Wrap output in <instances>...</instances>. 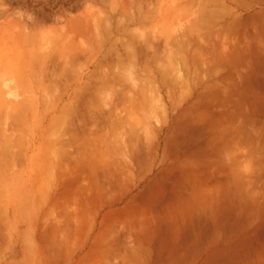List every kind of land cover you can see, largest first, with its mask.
<instances>
[{
  "label": "rangeland",
  "instance_id": "obj_1",
  "mask_svg": "<svg viewBox=\"0 0 264 264\" xmlns=\"http://www.w3.org/2000/svg\"><path fill=\"white\" fill-rule=\"evenodd\" d=\"M127 1L0 0V264H89L77 261L88 237L75 233L78 223L93 224L160 169L212 158L228 163L229 178L239 167L250 179L254 141L264 166V91L238 87L246 65L229 31L217 34L242 14L238 0H150L142 9ZM130 7L140 20L126 27ZM135 35L160 41L131 59L120 40ZM203 36L210 41L199 47ZM61 49L79 55L64 61ZM9 89L30 103L19 114L3 101Z\"/></svg>",
  "mask_w": 264,
  "mask_h": 264
},
{
  "label": "crops",
  "instance_id": "obj_2",
  "mask_svg": "<svg viewBox=\"0 0 264 264\" xmlns=\"http://www.w3.org/2000/svg\"><path fill=\"white\" fill-rule=\"evenodd\" d=\"M237 2L242 14L227 24L246 65L237 85L264 91V0ZM253 151V178L239 167L229 178L228 163L206 158L192 168L160 169L119 203L110 200L93 224L86 217L76 226L78 236H88L78 244V263L264 264V166L257 141Z\"/></svg>",
  "mask_w": 264,
  "mask_h": 264
},
{
  "label": "bare ground",
  "instance_id": "obj_3",
  "mask_svg": "<svg viewBox=\"0 0 264 264\" xmlns=\"http://www.w3.org/2000/svg\"><path fill=\"white\" fill-rule=\"evenodd\" d=\"M127 1V0H126ZM132 1V3L133 4H135V3H137L138 5V8L139 9H142L143 7H144V5L147 3V5H148V1H150V0H131ZM185 1V0H184ZM128 2V1H127ZM182 2V1H181ZM208 2V1H207ZM119 3V2H118ZM187 3V2H186ZM133 4H131V7H133L132 5ZM182 4V3H181ZM188 4V3H187ZM193 4V3H192ZM103 5V4H102ZM167 5V4H166ZM179 5V4H178ZM201 6V5H200ZM223 6V5H222ZM131 7L129 8V10L127 11V14H128V20H129V22L128 21H126V27L128 26L127 24H129V23H134V22H138V20H140V15L138 14V13H135L134 12V10L133 9H131ZM177 7V6H176ZM224 7V6H223ZM90 8V7H89ZM189 8V7H188ZM204 8V7H203ZM105 9V8H104ZM121 9V8H120ZM119 10V9H118ZM144 11V10H143ZM102 12V11H101ZM146 12V11H145ZM145 12H143V13H145ZM205 12V11H204ZM99 13V12H98ZM112 13V12H111ZM110 13V14H111ZM118 13V12H117ZM142 13V14H143ZM84 14V13H83ZM94 14V13H93ZM159 14V13H158ZM75 15V14H74ZM173 15V14H172ZM28 16H29V14H28ZM92 16V15H91ZM112 16V15H111ZM111 16L110 15H108V17H107V22L111 19ZM204 16H205V14H204ZM27 18V17H26ZM237 17H235V19H236ZM25 18H23V20H24ZM90 19V18H89ZM98 20L100 19V17L99 18H97ZM232 19V18H231ZM252 19L253 18H251L250 20L252 21ZM20 20V19H19ZM19 20H18V22H19ZM22 20V21H23ZM30 20H31V18H30ZM72 20V19H71ZM83 20V19H82ZM82 20H81V23H82ZM86 20V19H85ZM91 21H92V19H90ZM32 21V20H31ZM100 21V20H99ZM114 21H115V19H114ZM237 21V20H236ZM26 22V21H25ZM142 22V21H141ZM146 22V21H145ZM239 22H241V21H239ZM20 23V22H19ZM83 23H85V21L83 22ZM114 23V22H113ZM139 23V22H138ZM137 23V24H138ZM143 23H144V21H143ZM186 23V22H185ZM16 24V23H15ZM26 24V23H25ZM34 24V23H33ZM72 24V23H71ZM89 24V23H88ZM109 25H112V24H110V23H108ZM153 24V23H152ZM222 24V23H221ZM228 23H226V26H222V28H220V30H218V35H220V34H222V32H225V30H228V28L227 27H229V25H227ZM240 24V23H239ZM9 25V24H8ZM28 25V24H27ZM27 25H25V27H27ZM185 25V24H184ZM219 25V24H218ZM242 25V24H241ZM83 26H85V25H83ZM90 26V25H89ZM115 26V25H114ZM123 26V25H122ZM240 26V25H239ZM77 27V26H76ZM121 27V26H120ZM125 27V28H126ZM140 27V26H139ZM244 27V26H243ZM15 28V27H14ZM31 28H32V26H31ZM30 28V29H31ZM78 28V27H77ZM84 28V27H83ZM92 28V27H91ZM111 28V29H110ZM116 29H114V27L113 26H111V27H109V29L110 30H108V33H110L111 34V32H115L116 33V30H117V32L119 31V27H115ZM22 29V28H21ZM230 29H232V30H234V31H237V29L236 28H230ZM229 29V30H230ZM122 29H120V31H121ZM184 30V29H183ZM203 30V29H202ZM15 31V30H14ZM14 31H12V32H14ZM23 31V30H22ZM21 31V32H22ZM35 31V30H34ZM220 31V32H219ZM4 32V31H3ZM239 32V31H238ZM23 33V32H22ZM80 33H82V32H80ZM80 33H78V34H80ZM87 33V32H86ZM220 33V34H219ZM25 34V33H24ZM118 34V33H117ZM147 34H148V32H147ZM146 34V35H147ZM234 34V33H233ZM6 35V34H5ZM8 35V34H7ZM116 35V34H115ZM125 35V34H124ZM123 35V36H124ZM194 35H196V34H194ZM18 36V35H17ZM83 36V35H82ZM114 36V35H113ZM208 36V35H207ZM221 36V35H220ZM1 37V36H0ZM7 37V36H6ZM20 37V36H19ZM18 37V38H19ZM23 37V36H22ZM89 37H90V34H89ZM129 37V36H128ZM142 37V35H139V37H136V35H135V39H134V37L132 38V39H127V40H124V41H122V40H120V47H123L124 48V50H125V53H128L126 56L128 57H130L131 59H140V58H142V55H145V54H147L146 53V51L149 49V48H151L152 50L153 49H155L156 47H155V45L154 44H152V43H158L159 41H160V37H154L153 36V38L152 39H150V38H148V37H144L143 39L141 38ZM83 38V37H82ZM93 38V37H92ZM127 38V37H126ZM206 38V37H205ZM204 38V36H203V40H199V41H197L198 43L196 44V45H199V47H203L204 46V44L206 43V39ZM5 39V38H4ZM110 39H112V38H110ZM185 39V38H184ZM208 39H209V37H208ZM207 39V41H210V40H208ZM94 40V39H93ZM138 40V41H137ZM163 40V39H162ZM88 41V40H87ZM86 41V42H87ZM107 41H109V40H107ZM31 42V41H30ZM93 42V41H92ZM110 42V41H109ZM136 42H138V43H136ZM23 43V42H22ZM107 43V42H106ZM196 43V42H195ZM209 43L210 42H208V45H209ZM212 43V42H211ZM214 43V42H213ZM210 44V45H214V44ZM16 44V43H15ZM161 44V43H160ZM8 45V44H7ZM112 50H114V51H119V47L117 46V42H116V40H114L113 41V43H112ZM208 45L206 44V46L207 47H205V48H208L209 49V47H208ZM209 45V46H210ZM22 47V46H21ZM68 47V46H67ZM67 47H66V49H67ZM95 47V46H94ZM161 47V46H160ZM159 47V48H160ZM173 47V46H172ZM235 47V46H234ZM18 48V47H17ZM65 48V47H64ZM158 48V49H159ZM213 49H214V47H212ZM212 48H210L211 50H212ZM15 49V48H14ZM20 49V48H19ZM82 49V48H81ZM95 49V48H94ZM185 49V48H184ZM208 49H206V50H208ZM84 50V49H83ZM82 50V51H83ZM215 50V49H214ZM236 50H237V47H236ZM36 51V50H35ZM39 51H41V50H39ZM55 51V50H54ZM81 51V52H82ZM156 51V50H155ZM20 52V51H19ZM71 51H69V50H65V49H61L60 51H59V54H57L58 56V59H62V60H64V59H66V60H64V61H67V59L69 60V59H71V58H74V57H76V56H78L79 55V51H72V53H70ZM124 52V51H123ZM190 52V51H189ZM204 52V51H203ZM17 53V52H16ZM34 53H37V51L36 52H34ZM39 53V52H38ZM44 53V52H43ZM46 53V52H45ZM70 53V54H69ZM112 52L111 51H109V54L108 55H104V57L101 59V60H99L98 62H96V64H95V68H96V70H100L102 67H103V65H105V64H108V61L107 60H110V58H111V56H110V54H111ZM145 53V54H144ZM11 54V53H10ZM69 54V55H68ZM188 54V53H187ZM201 54H202V52H201ZM30 55V54H29ZM34 55V54H33ZM49 55V54H48ZM47 55V56H48ZM114 54H112V56H113ZM121 55V54H120ZM123 55V54H122ZM43 56V55H42ZM17 57V56H16ZM15 57V58H16ZM21 57H23V56H21ZM39 57H40V55H39ZM54 57H55V55H54ZM56 57V58H57ZM144 57H146V56H144ZM188 57V56H187ZM213 57V56H212ZM44 58V57H43ZM25 59V58H24ZM131 59H129V61H131ZM149 59V58H148ZM114 60V59H113ZM204 60H206L205 58H204ZM24 61V60H23ZM22 61V62H23ZM50 61V60H49ZM72 61H74V60H72ZM148 61V60H147ZM31 62H33V61H31ZM40 62H42V61H40ZM68 62H70V61H68ZM110 62V61H109ZM137 62V61H136ZM54 63H57V64H59L58 62H54ZM66 63V62H65ZM216 63V62H215ZM23 64V63H22ZM21 64V65H22ZM63 64H64V62H63ZM150 64V63H149ZM31 65V64H30ZM50 65H53V64H50ZM69 65V64H68ZM136 65V63L134 62V64L133 65H131V66H135ZM223 65V64H222ZM110 66V65H109ZM150 66H151V64H150ZM229 66V65H228ZM14 67V66H13ZM12 67V68H13ZM31 68V67H30ZM40 68V67H39ZM53 69V68H52ZM58 69V68H57ZM62 69V68H61ZM67 69V68H66ZM24 70V69H23ZM27 70V69H26ZM42 70V69H41ZM41 70H40V72H41ZM154 70V69H153ZM28 71H30V69L28 70ZM39 72V73H40ZM61 72V71H60ZM64 72H66V71H64ZM96 72H98V71H96ZM158 72V71H157ZM36 73V72H35ZM42 73V72H41ZM40 73V74H41ZM30 74V73H29ZM139 74V73H138ZM39 75V74H38ZM42 75V74H41ZM60 75V74H59ZM144 76V74H141V76ZM193 75V74H192ZM199 75V74H198ZM31 76V75H30ZM40 76V75H39ZM78 76V75H77ZM28 77V76H27ZM35 77V76H34ZM41 77V76H40ZM191 77V76H190ZM230 77V76H229ZM32 78V77H31ZM51 78V77H50ZM56 79V78H55ZM60 79V78H59ZM78 79V78H77ZM138 79V78H137ZM22 80V79H21ZM33 80V79H32ZM31 80V81H32ZM107 80H108V78H107ZM218 80V79H217ZM100 81V80H99ZM23 82V81H22ZM160 82V81H159ZM35 83V82H34ZM160 83H162V82H160ZM194 83V82H193ZM33 84V83H32ZM49 84V83H48ZM176 84V83H175ZM80 85V84H79ZM177 85V84H176ZM178 85H179V83H178ZM177 85V86H178ZM130 86V85H129ZM198 86V85H197ZM214 86V85H213ZM34 87H36V86H34ZM83 87V86H82ZM160 87V86H159ZM178 88V87H177ZM36 89V88H35ZM214 89V88H213ZM35 91V90H34ZM77 91V90H76ZM135 91V90H134ZM4 95H3V101H4V103H8V105H10L12 108H16L17 110L16 111H18V114H19V110H20V107L22 106V108L26 105V103H27V100H20V101H17V100H15L14 98H8V96H16V94L14 93V91L13 90H5L4 91ZM26 93H28V91H26ZM29 93H31V92H29ZM37 94V93H36ZM51 94V93H50ZM228 94V93H227ZM33 95H35V93L33 94ZM38 95V94H37ZM162 95V94H161ZM170 95V94H169ZM171 95H173L172 93H171ZM204 95V94H203ZM126 96V95H125ZM23 97V96H22ZM21 98V97H20ZM138 98V97H137ZM37 99H39L38 98V96H37ZM199 99V98H198ZM207 101V100H206ZM40 103V102H39ZM28 105L30 104V103H27ZM42 105V104H41ZM49 105V104H48ZM79 105V104H78ZM115 106V105H114ZM170 106H171V104H170ZM177 106V105H176ZM86 107V106H85ZM241 107V106H240ZM10 108V107H9ZM174 108H175V106H174ZM9 110V109H8ZM7 110V111H8ZM188 110V109H187ZM186 110V111H187ZM6 111V112H7ZM77 111H79V110H77ZM103 111V110H102ZM76 112V111H75ZM67 113H69V112H67ZM5 114H7V113H5ZM182 114V113H181ZM26 115V114H25ZM78 115V114H77ZM95 115V114H94ZM237 115V114H236ZM27 117V116H26ZM118 117V116H117ZM230 117V116H229ZM219 118V117H218ZM222 118V117H221ZM115 119V118H114ZM181 119V118H180ZM229 119V118H228ZM233 119V118H232ZM18 120H19V118H18ZM21 120V119H20ZM51 120V119H50ZM9 121V120H8ZM184 121V120H183ZM19 122V121H18ZM226 122V121H225ZM7 123V122H6ZM221 123H223V121L221 122ZM114 125V124H113ZM7 127H8V125H7ZM75 127V126H74ZM76 128V127H75ZM13 130H14V128H12ZM16 131V130H15ZM218 131V130H217ZM77 132H78V130H77ZM10 133V132H9ZM13 133V132H12ZM75 133V132H74ZM218 135H219V133H217ZM15 135V134H14ZM73 135V134H72ZM70 136H71V134H70ZM75 136H76V134H75ZM80 137V136H79ZM79 137H76V138H79ZM151 137V136H150ZM132 138V137H131ZM131 138H129V139H131ZM149 139V138H148ZM12 140V139H11ZM57 141V140H56ZM132 141V140H131ZM148 141H151V139L150 140H148ZM224 141V140H223ZM222 141V142H223ZM55 142V141H54ZM13 143H14V141L12 140V143H11V141H10V139H9V142H8V145L6 146V150H4L5 152H4V154H6V153H11V151H12V145H13ZM136 143V142H135ZM4 146V145H3ZM2 146V147H3ZM77 146H79V145H77ZM138 146V145H137ZM75 147H76V145H75ZM85 147L86 148H90V144H86L85 145ZM134 147H136L135 146V144H134ZM150 147V146H149ZM4 148V147H3ZM150 149H151V147H150ZM149 150V149H148ZM6 156V155H5ZM85 159V158H84ZM6 160V159H5ZM185 160V159H184ZM183 160V161H184ZM2 161H4V160H0V163L2 162ZM97 161V160H96ZM137 161V160H136ZM83 162V161H82ZM3 163V162H2ZM56 165V164H55ZM224 165V164H223ZM52 166V165H51ZM80 167V166H79ZM84 169H85V167H83ZM52 170V169H51ZM89 170V169H88ZM75 171V170H74ZM52 172V171H51ZM84 172H85V170H84ZM187 172V171H186ZM71 174V173H70ZM85 174V173H84ZM74 175V174H73ZM98 176V175H97ZM187 176H189L188 175V173H187ZM184 177V176H183ZM50 178V177H49ZM46 179V178H45ZM48 179V178H47ZM73 183V182H72ZM99 189V188H98ZM99 195H100V193H99Z\"/></svg>",
  "mask_w": 264,
  "mask_h": 264
}]
</instances>
